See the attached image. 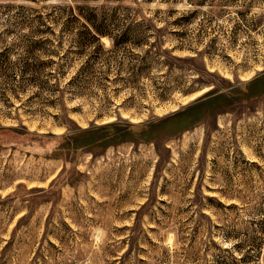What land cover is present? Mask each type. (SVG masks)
Listing matches in <instances>:
<instances>
[{
	"label": "rangeland",
	"instance_id": "374dc122",
	"mask_svg": "<svg viewBox=\"0 0 264 264\" xmlns=\"http://www.w3.org/2000/svg\"><path fill=\"white\" fill-rule=\"evenodd\" d=\"M260 218L264 0H0V264H215Z\"/></svg>",
	"mask_w": 264,
	"mask_h": 264
},
{
	"label": "trees",
	"instance_id": "16d2710c",
	"mask_svg": "<svg viewBox=\"0 0 264 264\" xmlns=\"http://www.w3.org/2000/svg\"><path fill=\"white\" fill-rule=\"evenodd\" d=\"M93 28L94 25L90 23ZM90 25V26H91ZM96 28V27H95ZM95 31L99 32L97 29ZM112 124H109L108 127ZM91 143V142H90ZM221 203V202H219ZM229 208V206H225ZM252 232H255V235L251 237L249 243L246 246L243 243L238 242L233 243V249L241 253L240 257L227 256L226 254L217 256V262L215 264H256L259 261V264H264V218L256 221L255 227L252 229ZM245 238H249L248 233L244 234ZM238 238V233L236 230H231L224 237L225 241H230L231 239ZM231 249H224L225 252H230Z\"/></svg>",
	"mask_w": 264,
	"mask_h": 264
}]
</instances>
